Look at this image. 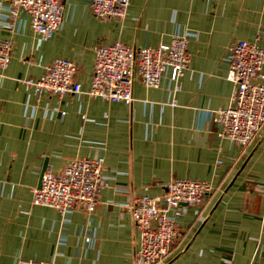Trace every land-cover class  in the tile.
Instances as JSON below:
<instances>
[{
  "label": "crops",
  "instance_id": "crops-1",
  "mask_svg": "<svg viewBox=\"0 0 264 264\" xmlns=\"http://www.w3.org/2000/svg\"><path fill=\"white\" fill-rule=\"evenodd\" d=\"M9 9L0 0V41H13L0 70V264H134L140 233L126 206L161 198L175 178L213 191L172 213L179 234L167 264H264V125L242 150L211 118L232 106L229 45L264 49V0H130L123 20L96 18L90 0H65L63 24L47 41L25 12L16 32L3 28ZM185 35L190 64L177 83L170 72L157 88L136 80L131 105L87 94L99 45L157 48ZM59 58L77 64L82 94L39 97L21 82ZM95 158L110 186L94 213L32 204L43 170Z\"/></svg>",
  "mask_w": 264,
  "mask_h": 264
},
{
  "label": "built area",
  "instance_id": "built-area-1",
  "mask_svg": "<svg viewBox=\"0 0 264 264\" xmlns=\"http://www.w3.org/2000/svg\"><path fill=\"white\" fill-rule=\"evenodd\" d=\"M8 20L2 25L11 34L21 12L28 14L33 31L43 40L51 39L61 28L65 0H9ZM130 0H90L93 16L101 20H123ZM190 36H173L170 44L157 48H137L115 42L95 49L94 72L87 94L108 102L131 105L136 80L157 88L166 72L175 83L189 68ZM13 52L12 39L0 41V70H6ZM230 66L229 80L235 84L230 108L211 112L212 121L221 127L219 137L242 150L258 137L264 125V49L258 42L235 41L225 56ZM75 62L59 58L46 68L39 79L21 82L36 96L63 97L83 93L77 79ZM178 86L175 88L177 90ZM176 105L175 100L172 102ZM221 164V162H219ZM110 186L104 172V159H80L65 165L59 173L46 171L40 187L33 190L32 204L57 210L62 215L75 211L95 212L103 190ZM213 191L210 183L173 179L161 198L136 197L126 206L140 233V248L134 264H167L178 238V226L172 213L180 207H196ZM88 243L91 238H87ZM19 264H44L21 260Z\"/></svg>",
  "mask_w": 264,
  "mask_h": 264
},
{
  "label": "water",
  "instance_id": "water-1",
  "mask_svg": "<svg viewBox=\"0 0 264 264\" xmlns=\"http://www.w3.org/2000/svg\"><path fill=\"white\" fill-rule=\"evenodd\" d=\"M45 171H46V170H43V172H42V173L44 174V173H45ZM43 174L41 175V179H42V176H43ZM39 187H40V185H39Z\"/></svg>",
  "mask_w": 264,
  "mask_h": 264
}]
</instances>
